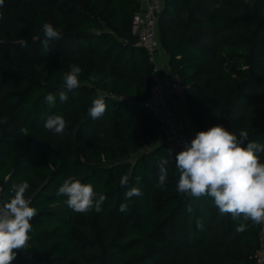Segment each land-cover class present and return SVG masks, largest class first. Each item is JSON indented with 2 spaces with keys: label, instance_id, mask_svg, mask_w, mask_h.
<instances>
[{
  "label": "trees",
  "instance_id": "trees-1",
  "mask_svg": "<svg viewBox=\"0 0 264 264\" xmlns=\"http://www.w3.org/2000/svg\"><path fill=\"white\" fill-rule=\"evenodd\" d=\"M163 1L159 43L196 131L219 124L264 144V0ZM138 9L139 0H4L0 200L13 184L29 182L25 198L38 211L28 243L45 264H264L257 260L259 224L247 221L237 232L242 217L220 214L212 197L177 192L175 153L167 151L158 117L138 103L153 81L152 63L131 31ZM45 22L62 33L48 52ZM73 64L82 69L80 86L61 102L62 77ZM48 93L57 97L54 106L45 102ZM98 96L107 108L93 120L87 113ZM50 115L64 117L63 134L45 128ZM258 156L264 163V152ZM161 158L169 161L163 188L156 187ZM125 174L129 183L121 187ZM68 176L107 197L100 213L75 212L57 196ZM134 186L142 195L120 212ZM16 252L12 264H28Z\"/></svg>",
  "mask_w": 264,
  "mask_h": 264
},
{
  "label": "clouds",
  "instance_id": "clouds-1",
  "mask_svg": "<svg viewBox=\"0 0 264 264\" xmlns=\"http://www.w3.org/2000/svg\"><path fill=\"white\" fill-rule=\"evenodd\" d=\"M4 0H0V8ZM3 13L0 12V19ZM44 38L41 41L44 52L49 50V41L59 40L62 33L51 23L42 25ZM23 47L27 42L23 41ZM82 69L78 65H70L62 79V90L59 100L66 102L68 93L80 86L79 76ZM96 81L98 77L91 76ZM45 102L51 107L56 103V95L48 93ZM107 105L102 96L92 101L88 109V116L93 120L101 118ZM0 123H6L0 121ZM45 128L57 134H63L66 120L62 115H50L45 121ZM25 131L26 134V130ZM246 143V146L245 145ZM169 155L173 151L167 150ZM264 152V144L256 139H250L249 133L241 130L239 134L227 130L222 125H215L207 131H198L190 142H185L183 150L175 156L179 179L177 192L191 198L203 196L212 197L220 214H231L233 219L243 218L236 228L237 232L247 230V221L253 224L264 223V163L260 161L258 153ZM169 161L161 158L158 161L159 175L156 187L165 186ZM140 177H136L137 184ZM120 186L129 183V176L122 175ZM30 188L27 180L13 184L10 188L12 195L0 202V264H12L16 258V250L26 248L29 232L32 230L30 221L37 215V209L31 207L30 200L25 198ZM125 203L119 207L120 212H126L131 198L142 195L139 187H131L125 193ZM57 196L67 199L64 203L73 211L86 213L94 210L100 213L107 197L97 193L91 184H84L75 176H68L58 188Z\"/></svg>",
  "mask_w": 264,
  "mask_h": 264
},
{
  "label": "built area",
  "instance_id": "built-area-1",
  "mask_svg": "<svg viewBox=\"0 0 264 264\" xmlns=\"http://www.w3.org/2000/svg\"><path fill=\"white\" fill-rule=\"evenodd\" d=\"M164 6L163 0H139V9L131 19V31L137 37L138 43L146 50L152 63L153 81L147 98L138 103L156 115L164 132L165 142L174 151L175 156L183 150L184 143L190 142L197 133L193 121L183 113L173 111L167 101L170 93H177L183 98V85L179 78L172 74L169 65L161 74V67L156 61L160 48L158 37V22ZM119 99L133 103L134 100L119 96ZM1 202V200H0ZM259 242L257 250L258 263L264 261V223L259 224ZM28 264H45L33 259L29 243L20 249Z\"/></svg>",
  "mask_w": 264,
  "mask_h": 264
},
{
  "label": "crops",
  "instance_id": "crops-1",
  "mask_svg": "<svg viewBox=\"0 0 264 264\" xmlns=\"http://www.w3.org/2000/svg\"><path fill=\"white\" fill-rule=\"evenodd\" d=\"M158 62L160 63V67H161V74L166 73L165 72V67L167 66L168 62H167V55L165 53V51L162 49V47L160 46V50L158 51ZM167 101L168 104L170 106V108L177 112V113H183L184 115H186L187 117H189V114L187 112V104L184 98H181L177 93H170L167 96ZM195 127V125H194Z\"/></svg>",
  "mask_w": 264,
  "mask_h": 264
},
{
  "label": "rangeland",
  "instance_id": "rangeland-1",
  "mask_svg": "<svg viewBox=\"0 0 264 264\" xmlns=\"http://www.w3.org/2000/svg\"><path fill=\"white\" fill-rule=\"evenodd\" d=\"M159 50H160V48H159ZM157 58H158V55H157V57H156V61H157L158 64H160V63L158 62V59H157ZM189 117H190V115H189ZM190 119H191V117H190ZM191 120H192V119H191ZM193 123H194V122H193ZM194 125H195V123H194Z\"/></svg>",
  "mask_w": 264,
  "mask_h": 264
}]
</instances>
